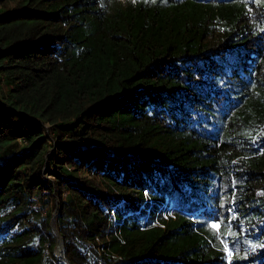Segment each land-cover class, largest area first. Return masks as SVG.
Returning <instances> with one entry per match:
<instances>
[{
	"label": "trees",
	"instance_id": "1",
	"mask_svg": "<svg viewBox=\"0 0 264 264\" xmlns=\"http://www.w3.org/2000/svg\"><path fill=\"white\" fill-rule=\"evenodd\" d=\"M0 264H264V0H0Z\"/></svg>",
	"mask_w": 264,
	"mask_h": 264
},
{
	"label": "rangeland",
	"instance_id": "2",
	"mask_svg": "<svg viewBox=\"0 0 264 264\" xmlns=\"http://www.w3.org/2000/svg\"><path fill=\"white\" fill-rule=\"evenodd\" d=\"M8 4L11 5L12 7L15 6V2L14 1H9ZM45 124H46V126L48 128L49 123H45ZM47 130H48V132L50 131L49 128ZM50 135L52 136V139H54V140L56 139L55 136L52 135V133H50ZM42 171H43V173H44V175L46 177L53 178V179L55 178L54 174H52L51 170H48L46 168V166H43ZM60 207L65 208L66 207V204H64V206H55L52 209L53 211H52V217H51L52 227L54 229H56L57 232L59 231L58 224H57V220H58V215H59ZM171 214H173V213H171ZM213 223L219 225V222H217V221H214ZM225 250H226V253L224 252V254H227L228 256H230V254L232 253V249L228 245H226ZM55 253H56L58 259L60 258V260L62 259L63 261L66 260L65 255H64V245H63V241H62V238H61L60 235H59L58 240H57V243H56ZM220 262L223 263V259Z\"/></svg>",
	"mask_w": 264,
	"mask_h": 264
},
{
	"label": "snow or ice",
	"instance_id": "3",
	"mask_svg": "<svg viewBox=\"0 0 264 264\" xmlns=\"http://www.w3.org/2000/svg\"><path fill=\"white\" fill-rule=\"evenodd\" d=\"M133 2H135V0H133ZM211 227H213V228H219V225H217V224H213V225H211Z\"/></svg>",
	"mask_w": 264,
	"mask_h": 264
}]
</instances>
